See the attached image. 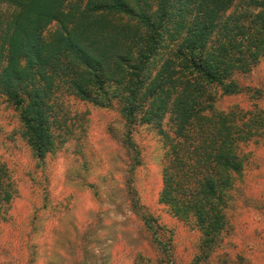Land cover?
<instances>
[{
  "label": "trees",
  "instance_id": "16d2710c",
  "mask_svg": "<svg viewBox=\"0 0 264 264\" xmlns=\"http://www.w3.org/2000/svg\"><path fill=\"white\" fill-rule=\"evenodd\" d=\"M0 3L11 8L0 13V96L17 111L32 154L42 158L69 137L74 123L67 121L63 97L115 106L125 129L122 142L133 152L131 167L139 164L132 127L148 125L159 136L158 201L198 232L185 264H245L240 256L215 257L230 192L245 172L247 145L264 136V115L213 105L217 91L238 93L232 75L249 72L264 55V0ZM14 195L0 162V220ZM143 224L163 255L150 260L137 254L134 264H178L170 230L148 214ZM160 228L169 233L166 239Z\"/></svg>",
  "mask_w": 264,
  "mask_h": 264
},
{
  "label": "rangeland",
  "instance_id": "374dc122",
  "mask_svg": "<svg viewBox=\"0 0 264 264\" xmlns=\"http://www.w3.org/2000/svg\"><path fill=\"white\" fill-rule=\"evenodd\" d=\"M10 11L0 3L1 14ZM232 78L239 92L217 91L213 108L260 109L264 115V55L249 72ZM62 100L72 131L59 148L38 159L21 136L17 111L0 96V162L15 193L0 220V264H134L137 254L158 260L163 254L145 230L144 214L170 230L172 258L188 262L198 232L158 201L163 148L155 129L132 127L139 164L131 167L133 152L122 142L125 129L115 106H93L70 96ZM247 149L245 172L230 192L216 262L223 255L264 264V136ZM161 228L159 236L166 239L169 233Z\"/></svg>",
  "mask_w": 264,
  "mask_h": 264
}]
</instances>
